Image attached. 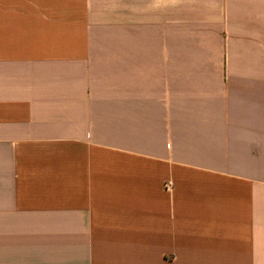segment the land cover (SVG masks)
Listing matches in <instances>:
<instances>
[{
    "label": "crops",
    "instance_id": "1",
    "mask_svg": "<svg viewBox=\"0 0 264 264\" xmlns=\"http://www.w3.org/2000/svg\"><path fill=\"white\" fill-rule=\"evenodd\" d=\"M0 264H264V0H0Z\"/></svg>",
    "mask_w": 264,
    "mask_h": 264
},
{
    "label": "built area",
    "instance_id": "2",
    "mask_svg": "<svg viewBox=\"0 0 264 264\" xmlns=\"http://www.w3.org/2000/svg\"><path fill=\"white\" fill-rule=\"evenodd\" d=\"M167 191H171V190L169 189V190H167Z\"/></svg>",
    "mask_w": 264,
    "mask_h": 264
}]
</instances>
